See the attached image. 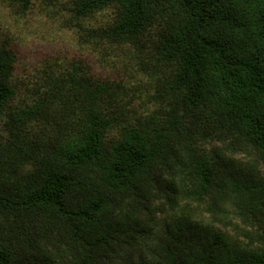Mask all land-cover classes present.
Here are the masks:
<instances>
[{
	"label": "trees",
	"instance_id": "obj_1",
	"mask_svg": "<svg viewBox=\"0 0 264 264\" xmlns=\"http://www.w3.org/2000/svg\"><path fill=\"white\" fill-rule=\"evenodd\" d=\"M43 1L129 81L0 44V264H264V0Z\"/></svg>",
	"mask_w": 264,
	"mask_h": 264
},
{
	"label": "rangeland",
	"instance_id": "obj_2",
	"mask_svg": "<svg viewBox=\"0 0 264 264\" xmlns=\"http://www.w3.org/2000/svg\"><path fill=\"white\" fill-rule=\"evenodd\" d=\"M12 0H0V44H7L17 55L16 77L23 86L43 70H58L70 58L88 63L91 72L101 78L129 81L128 73L120 67L125 57L115 52L104 66L95 64V55L76 43V35L66 28L63 17L54 13L43 0H31L24 12Z\"/></svg>",
	"mask_w": 264,
	"mask_h": 264
}]
</instances>
